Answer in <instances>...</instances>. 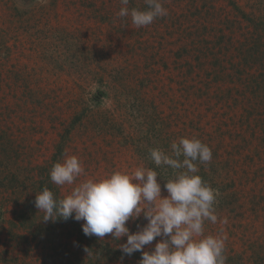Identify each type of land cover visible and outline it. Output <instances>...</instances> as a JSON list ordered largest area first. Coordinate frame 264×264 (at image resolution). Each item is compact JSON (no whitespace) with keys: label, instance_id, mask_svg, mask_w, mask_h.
Returning <instances> with one entry per match:
<instances>
[{"label":"rangeland","instance_id":"obj_1","mask_svg":"<svg viewBox=\"0 0 264 264\" xmlns=\"http://www.w3.org/2000/svg\"><path fill=\"white\" fill-rule=\"evenodd\" d=\"M161 3L167 15L138 28L117 15L121 0H0V264H139L141 252L120 250L127 237L43 221L36 193L62 199L143 166L166 197L173 170L149 150L170 153L181 137L212 151L197 164L215 191L204 235L224 238L225 264H264V0ZM73 155L84 172L54 184L53 165Z\"/></svg>","mask_w":264,"mask_h":264},{"label":"clouds","instance_id":"obj_2","mask_svg":"<svg viewBox=\"0 0 264 264\" xmlns=\"http://www.w3.org/2000/svg\"><path fill=\"white\" fill-rule=\"evenodd\" d=\"M145 2L146 9L138 10L127 7L129 0H121L117 15L130 16L138 28L167 15L161 0ZM170 148V153L159 148L149 150L155 166L173 170V177L164 181L166 197L161 195L158 172L138 166L130 174L117 170L99 179H86L62 199L45 187L36 193L35 207L44 213L43 221H84L82 230L88 237H127L120 250L127 256L141 252L139 264H225L224 238L204 235V222L217 221L213 207L215 191L197 174V164L211 162L212 151L195 137H181ZM83 172L78 157L66 156L53 165L50 179L58 186L73 185ZM141 214L147 224L138 225V231L130 233L126 222ZM158 237L154 248L143 251Z\"/></svg>","mask_w":264,"mask_h":264}]
</instances>
